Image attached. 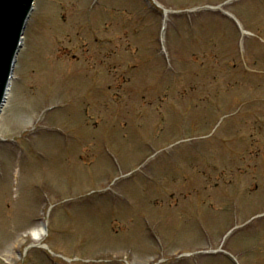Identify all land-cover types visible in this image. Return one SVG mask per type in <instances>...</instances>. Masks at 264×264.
I'll use <instances>...</instances> for the list:
<instances>
[{
  "label": "rangeland",
  "instance_id": "obj_1",
  "mask_svg": "<svg viewBox=\"0 0 264 264\" xmlns=\"http://www.w3.org/2000/svg\"><path fill=\"white\" fill-rule=\"evenodd\" d=\"M154 1H36L0 120V264H51L41 244L264 264V0Z\"/></svg>",
  "mask_w": 264,
  "mask_h": 264
},
{
  "label": "water",
  "instance_id": "obj_2",
  "mask_svg": "<svg viewBox=\"0 0 264 264\" xmlns=\"http://www.w3.org/2000/svg\"><path fill=\"white\" fill-rule=\"evenodd\" d=\"M35 0H0V111L21 32Z\"/></svg>",
  "mask_w": 264,
  "mask_h": 264
},
{
  "label": "bare ground",
  "instance_id": "obj_3",
  "mask_svg": "<svg viewBox=\"0 0 264 264\" xmlns=\"http://www.w3.org/2000/svg\"><path fill=\"white\" fill-rule=\"evenodd\" d=\"M31 234L35 240L39 241L43 238L45 231L42 227H39L37 229H34Z\"/></svg>",
  "mask_w": 264,
  "mask_h": 264
}]
</instances>
